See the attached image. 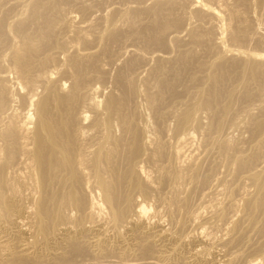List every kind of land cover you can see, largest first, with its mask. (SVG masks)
Instances as JSON below:
<instances>
[{
    "label": "bare ground",
    "instance_id": "bare-ground-1",
    "mask_svg": "<svg viewBox=\"0 0 264 264\" xmlns=\"http://www.w3.org/2000/svg\"><path fill=\"white\" fill-rule=\"evenodd\" d=\"M11 1L13 2L12 4H10ZM59 1L33 0L21 3L18 0H0V264H107L112 262L113 258H117L115 264H173L174 260L182 259V256L180 257V251L185 248L188 242L191 249L188 252L186 251L187 255L182 259L184 264H233L236 260V262L238 260L240 262V258L242 259L246 255V250L240 249L242 247L241 244L246 241L243 240V237L247 235L245 234V231H247L245 229L257 228L259 222L262 221V217L259 220L260 215L264 214V136H261L264 131V105L259 104L260 107L258 109L261 112L258 115H256L257 113L252 114V109L250 110L248 108V103L254 100L255 97L260 99L258 96L264 89V60L262 56L255 53L256 55L254 54L253 58H248V56V59H244V57L243 59H227L226 52L222 50H218L217 52L216 47H214L216 55L215 53L212 54V52H209L212 54V57L215 55V58H212L213 60L209 59L211 61L209 63L202 60L204 58L200 59L202 56L197 57L196 52L193 53L194 49L186 52L180 51L181 53L177 51L176 54L179 55L175 59L172 58L173 62L169 61V58L156 55L157 64L147 69L146 76L141 82H139V78L137 77L139 73H135L136 75H134V72L138 68H141L142 58L140 56L143 54H139V57L134 56L131 60L129 56V61L127 60V63L125 62L124 64L123 60V67L121 66L122 68H119L116 71L117 73L115 72L116 75H113V80L111 79V82L113 81L111 84V86L113 85V89L110 88L112 91L104 96L101 94L103 98L99 101L100 97L96 98V96L97 94L101 96L97 91V88L100 90V86L96 88V85L93 83H97V86L99 83V85H102L104 79H106L105 76H109L106 75L104 70H101L102 67L100 64L103 63L101 62L103 57L109 58L108 54L110 50L113 51V44L111 43L114 42L116 45V42L121 38L131 36L137 40L136 42L140 41L144 45V48H164L166 45L164 32L169 28L172 31L171 29H174L176 26L178 27L183 16L178 17L175 13L176 10L180 11L181 5L183 4L177 3L174 0H160L155 3V6L153 5L154 3L152 4L153 8L147 6L149 9H146V7H143V11H140L141 9L136 11L137 7H134L135 11H132L133 9H130V11L129 8L128 10L125 8L127 12L121 16L123 22L125 21L132 26L143 16L150 18V21H147L148 23L145 22V25L141 27L137 26L140 23H137V25L135 23V28L136 26L139 28L133 30L134 26L133 28L131 27L132 29L129 27L133 30L130 33V30L127 31V26L125 27L126 32H119L121 28L120 24L117 25L118 27L116 29L115 17H113V21L110 15L112 20L108 21L110 18L107 19V25L103 33L93 35L94 33H90L91 29H93L92 27L87 24L82 25L86 22V17L91 15L87 11L89 8H84L85 6L83 4L78 6V2L76 7L81 17L79 19H82V21L80 23L77 22L76 25L69 26L70 24L64 23V20H62L63 17H60ZM196 1L198 2V0ZM236 1L237 5L238 3H241V5L242 3L246 4V0ZM8 3L11 7L7 5ZM189 3L194 5L195 0H191ZM208 3L210 4L212 2L206 1V5ZM199 5H202V3ZM206 5L201 8V12L205 10L209 17L207 15L205 16L204 13L203 16L209 19L210 16L213 18L218 17L219 12L217 13V7L213 8ZM5 6H9L10 8H7V10ZM17 6L21 10L14 14L15 10L13 12V9ZM238 6L240 7V5ZM150 7L152 6L150 5ZM239 7L231 10V13H229L230 15L228 17L231 20L233 18L240 19L241 12L239 13L238 11ZM116 9H119V7ZM192 15L194 16V13ZM104 17L102 16L101 18ZM201 18L202 21L205 19L203 17ZM8 20L11 21L8 22ZM101 22H103V19ZM234 23L236 24L238 22ZM240 23L239 20V26L236 25L234 30H229L231 31V38L229 39L233 43H244L243 40L247 37V28L240 25ZM197 25H199V22ZM61 26L63 28L65 27V30L68 29V31L73 33L69 40L72 46H83L82 52L88 49L86 47H89L91 40L87 34L90 33L96 37H94L95 41L103 42L101 51L86 53L84 51V53H78L75 49V52L72 49L74 53L71 51L72 54H68V35L66 37L67 41L65 42L63 39L64 36H62L65 30ZM60 27L64 32L61 35L63 38L60 36L63 40L59 41L56 37L59 33L56 34V30L59 29L58 31L60 32ZM187 27L189 26L187 25ZM193 28L195 29L194 26ZM208 28L210 29V26ZM215 29L212 30L215 31ZM191 30H188L190 33L187 31L191 37L190 45L195 48H201L207 53L212 44L208 47L207 44L209 41L208 43L203 41L202 34L196 32L197 29L195 31ZM87 31L88 33L86 34ZM180 31L182 32V30ZM217 31L216 34L219 33ZM262 31L263 33H261L264 36V29ZM100 32L96 33L98 34ZM175 32L172 33L174 34ZM207 33L206 35H208ZM223 33L221 31V34ZM221 34L216 36H220ZM225 34L228 37L229 33ZM169 36L166 38H170ZM174 37L175 39L178 38L177 36ZM206 38L209 37L207 36ZM209 40L212 39L209 38ZM122 42L124 41L122 40ZM222 44H219L218 48ZM234 46L236 47V45ZM204 51L202 53L206 55ZM169 53L167 51L165 54ZM58 54L65 56L63 63L59 61L61 59H58L59 57L61 58L60 55L57 58L56 55ZM131 54L134 55L135 52ZM204 57L207 58V56ZM144 59L142 62H144ZM104 60L107 59L104 58ZM145 63L144 66L146 68L147 65ZM8 72L12 74V79L10 78L11 75L8 77ZM204 72L206 74L200 76ZM234 76L237 77L233 79ZM238 77L240 78L238 82L240 80L242 81V88L240 86L241 83L239 84L241 88L240 92H237L238 88L233 87L237 81H234L235 84L232 85V80H237ZM251 85L255 86V91L254 89L253 91H251L252 89L250 90ZM178 87L183 88L185 91L193 90L196 93L190 94L189 91L190 96L195 97L194 101L185 104L184 107L179 103L177 105L183 108L181 107L182 109L180 111H174L172 105L175 103L176 98L180 99L181 95L178 97V94L183 90L180 88V91H177ZM104 92L107 91L104 90ZM184 94L182 92V96H185ZM186 98L188 99V97ZM190 99L192 100V98ZM255 101L257 103V100ZM141 102H143L146 110H148L147 112H150V116L154 119L153 125H156V131H160L162 127L161 123L165 120V117L173 114L172 117L174 118L172 119L175 122L172 133L175 142L173 147L170 148V154L167 150L169 146L155 137L153 132L149 134L147 131L148 127L144 123V113L139 106ZM237 102L239 103V107L235 108L234 104ZM243 104H246L248 109L242 107ZM17 105H19L18 109L23 112L21 117L19 116L21 114L16 112ZM177 107H175V110ZM201 111L208 114L206 116H208L209 120L206 119L209 121V125L206 130L202 127V123L200 124V117L202 115H200V119L197 116ZM239 115L247 119L246 134L249 133L253 144L251 148L249 147L250 150L239 148V141L237 144L229 138L223 137L224 135L222 137L220 135V131H223L226 125L229 127L228 124H231V128L238 127L237 123H234L233 120ZM168 120L171 122V119ZM166 121L165 123L168 124L169 122L167 123ZM201 132H206L204 133V135L206 134L205 144L208 147L212 146V149L214 148L218 160L226 166L227 175L222 177L218 175L219 177L214 181V183L216 182L215 188L219 187L220 189L222 187L220 191L226 197L224 199L226 200L224 202L226 204L219 206L218 204L220 203L214 204L215 201L211 202L213 195L209 200L210 203H205L203 198V202H201L199 196H197L199 199L198 202L200 201V207L198 206L199 208L191 212V209H189L191 195L196 193V190L198 192L200 186L202 189V187L204 188L206 185H209L212 181L210 177L215 175L214 167L208 169V173L201 172L202 166L205 165L204 161L210 156L212 150H206L207 148L203 146L205 148V150L202 148L203 154L205 153L204 156H191L190 159L188 158L189 161L184 168H181L177 161L179 162V158L182 155L179 150L181 146L192 141L194 135H199ZM246 137L247 141H250L248 136ZM209 144L211 145L209 146ZM193 148L196 149L195 147ZM197 154L200 155L199 151ZM180 159L184 160V157ZM143 162L147 164L146 166L148 168L153 169L155 182L149 180L147 173L151 170L146 172L145 169L147 167L144 169L145 166L143 167L141 164ZM163 162L170 164H168L169 166H165ZM219 166L222 167L221 164ZM222 168L226 171L224 167ZM200 173L205 175L201 176ZM229 176V180L232 178L234 180L244 179L253 187L252 189L248 185L249 191H251L250 189L253 190L249 192L247 188L244 190L243 187L245 186L242 185L241 189L244 192L239 194L240 199L238 197L242 202L240 204L242 218L241 215L240 218L246 223V228L242 226L243 223L240 224L238 222L239 219L237 221L231 220L228 217L231 216L230 213L226 211L228 207L236 208L237 203L234 201V196L237 195H233V193L234 190L240 189L231 188V182H229L231 186H228L227 177ZM167 182L173 184L171 188L172 192L170 194L168 193V198L163 200L167 212L168 227L162 226L161 221L157 220L159 217L156 219V225L151 227L148 224L150 221L147 223L146 218H144L148 209L147 201L155 194L156 187L160 184L165 187L164 185ZM184 182L190 185L186 195L182 193L183 191L179 187ZM155 184L159 185L155 186ZM238 184L237 187H240V183ZM211 185L213 188L214 184L211 183ZM178 187L181 190L179 192L185 196H178ZM205 195L202 193V196H200L205 197ZM220 195L218 196L221 197L222 195ZM137 196L141 197L142 202H136L135 198ZM157 206L156 203L154 207L156 208ZM237 206H239V203ZM201 207L210 214L207 217L208 219L202 220L204 217L202 218V215L198 212ZM229 210L231 212V209ZM185 219L188 221L186 222ZM263 222L262 224H264ZM188 223H195L196 226L191 231L185 232L186 234L182 233L183 235H179L178 231L183 230ZM227 224L230 227H227ZM122 230L124 233H122ZM184 230L186 231L187 229ZM213 230L216 232L217 230L222 231V235L219 238L217 236L218 234L211 235ZM255 230L256 234L260 232L257 233V229ZM258 230L260 229L258 228ZM108 232L114 233L117 239L116 245L108 244L111 242H108L111 238V236L110 238L108 237L109 235L107 236ZM204 237L208 238L209 245L203 239ZM261 243H263L262 240ZM261 243L258 245L260 246ZM222 246L227 248L235 246L236 248L239 247L240 250H234L230 254L225 251L226 253L221 258L219 257L220 260L217 261L215 260L217 256L216 249ZM259 249L252 248V251L254 250L255 254L259 255L262 252L258 251ZM129 252H131L130 255ZM251 253L248 255L252 256ZM210 255L213 258L211 261L208 260V256ZM260 259L264 261V253L261 254ZM182 260L179 261L181 262ZM255 262L257 261L254 258L246 262V264H255Z\"/></svg>",
    "mask_w": 264,
    "mask_h": 264
},
{
    "label": "rangeland",
    "instance_id": "rangeland-1",
    "mask_svg": "<svg viewBox=\"0 0 264 264\" xmlns=\"http://www.w3.org/2000/svg\"><path fill=\"white\" fill-rule=\"evenodd\" d=\"M19 2H21V3H24V2H30V1H33V0H18ZM133 3H132V2ZM138 1H140V2H138ZM144 1L145 0H63V8H62V6H61V3H62V0H60L59 1V4H60V8H59V14H60V17H63L62 18V20H64L63 22L64 23H66V24H70L69 26H71V25H76L77 24V22L78 23H80L81 21H82V19H79V18H81L80 17V15L78 14L79 12H78V9H77V7H76V5H77V3H78V6L79 5H84L83 7L84 8H89V9H91L90 10V12H89V9L87 10L88 11V13H91V15H88V13H87V17H86V22L85 23H83L82 25H89L90 27H92L94 30H96V31H94L93 29H91V31H90V33H94L93 35H99V34H101V33H103V30H104V28H105V26L107 25V23H106V21H107V19L108 18H110L111 16H112V19H113V17H115V20H116V25H115V27H116V29H117V25H119L120 24V31L119 32H126V28L128 29L127 31H129V33L131 32V31H133V30H135L136 28H139V27H137V26H142V25H145V22L146 23H148L150 20V18H147L146 16H143V17H141V18H139L138 19V21L137 20H135V21H137V23H140V24H138L137 25V23H136V28H135V23H134V25H129V23H127V22H123V20L121 19V16L125 13V12H127V10H128V8H129V10L131 9H133L132 11H135V8L134 7H137V9H136V11H138V10H140V11H143V7H146V9L149 7V8H153V5L155 6L156 4V2L157 1H160V0H154V1H152V0H148V2H147V0H146V2L144 3ZM174 1H176L177 3H181V4H183V5H181V8H180V11L179 10H176V16L178 15V17H180V16H185L184 17V19H182L183 17H181V22H183V23H181L180 22V24L178 25V27L176 26V27H174V29H171L172 31H170V28L169 29H167V31H168V33H167V31H165L164 32V37H165V51H164V48H159V47H151V49H150V47H146V48H144V45L139 41V42H136L137 40H135V39H133V37H131V36H126L127 38H129V39H127L126 37H123V41L124 42H122V40L120 39V40H118L117 42H116V45H115V43L113 42V43H111V44H113L112 45V47H110L111 46V44H110V48H112L113 49V51L112 50H110V53L108 54V56H109V58H107V57H103V59L101 60V62H103V63H101L100 64V66L102 67L101 68V70H104V72L106 73V75H111L110 77L109 76H105V78L106 79H104V82H106L105 83V85H104V82H103V84L102 85H99L98 84V86H97V83L95 84V83H93L94 85H96L95 87L97 88V87H99V89L100 90H98V88H97V91L99 92V94L101 95H107V93L109 94V92L110 91H112L110 88H112L113 89V85L111 86V84H112V82H111V79L113 80V78H114V76L116 75V71H118L119 70V68L121 69L123 66H122V64H123V60H124V64H125V62L127 63V60L129 61V58H130V60L131 59H133L134 58V56L136 57H139V54L140 55H142V56H144V57H146L145 59H144V57H142V56H140V58H142V61H143V59H144V62H142L141 61V68H138L137 70H139V71H135L134 72V75H136L137 73H139V74H137V77L139 78V82H141L142 81V79H144L145 78V76H146V72H147V69H149V68H152V67H154L156 64H157V59H156V55H158V56H160V57H163V58H169L168 60L169 61H172L173 59H175V58H177L178 57V55L179 54H176L177 53V51H178V53H181V52H186V51H189L190 49H194L193 50V53H195L196 54V56L197 57H199V56H202V57H200V59H202V58H204V59H202V60H204V61H206V62H208L209 63V61L210 60H213L214 58H215V55H216V51L218 52V50H222V51H225L226 52V57H227V59H243V57H244V59L245 58H247L248 56V58H253L254 56V54L256 53L257 55L259 54L260 56H262V58H263V60H264V36L262 35V33H263V29H264V0L262 1H260V0H246V4H243L242 3V5H241V3H238V5H240V7L237 5V1L236 0H225V2H224V0H198V2L195 0V3H194V5H192V3H189V1L191 2V0H189V1H185V0H179V1H181V2H179L178 0H174ZM202 1V2H201ZM205 1V2H204ZM206 1L208 2H212V3H210V4H212V5H210L209 3L207 4L208 6H211V7H213V8H216V9H218V11H217V13H218V17H215V18H213V17H211L210 16V19L208 18L209 17V15L205 12V10H202V12H201V8H203V6L204 5H206ZM61 2V3H60ZM65 2V3H64ZM111 2V3H110ZM226 2H227V4H226ZM250 2V3H249ZM263 2V3H262ZM13 2L11 1L10 2V4H12ZM81 3V4H80ZM113 3V4H112ZM137 3V4H136ZM142 3H143V6H142ZM149 3H150V5L152 6V7H150V5H149ZM154 3V4H153ZM184 3H186V4H184ZM200 3H202V5H199ZM215 3V4H214ZM220 3V4H219ZM245 3V2H244ZM252 3V4H251ZM257 3V4H256ZM10 4L8 3L7 5H9L10 6ZM106 4V5H105ZM140 4V5H139ZM146 4V5H145ZM153 4V5H152ZM192 6H191V5ZM197 4V5H196ZM233 4V5H232ZM131 5V6H130ZM138 5H139V7H138ZM199 5V6H198ZM206 5V6H207ZM220 5V6H219ZM7 7V6H5L6 7V9L8 8H10V7ZM86 6H88V7H86ZM130 6V7H129ZM148 6V7H147ZM184 8H183V7ZM195 6H198V7H195ZM215 6V7H214ZM219 6V7H218ZM233 6H237V7H239V9H238V11H239V13L241 12V14H240V16H239V20H240V25H242V26H244L245 28H247L246 30V32L248 33V35H247V33H246V36L247 37H245V39L243 40V42L244 43H240V44H238V43H233V42H231L232 40H230L229 38H231L230 36H231V31L232 30H234L235 28H236V25L237 26H239V20L237 19V18H233V20H231L228 16L230 15L229 13H231V10H234V9H237V7H233ZM76 7V8H75ZM82 7V6H81ZM98 9H97V8ZM117 7H119V9H116ZM141 7V8H140ZM192 7H194V8H192ZM200 7V8H199ZM222 7V8H221ZM232 7V8H231ZM258 9H257V8ZM18 8V9H17ZM107 8V9H106ZM125 8L127 9V10H125ZM148 8V9H149ZM219 8H220V10H219ZM228 8H229V10H228ZM7 9V10H8ZM76 9H77V11H76ZM93 9V10H92ZM96 9V10H95ZM122 9V10H121ZM123 9H124V11H123ZM195 9V10H194ZM226 9H227V11H226ZM14 10H15V12H14ZM21 9H20V7H14V9H13V12H14V14L18 11H20ZM71 10V11H70ZM95 10V11H94ZM115 10H117V11H115ZM119 10V11H118ZM130 10V11H131ZM144 10H145V8H144ZM182 10H184V11H182ZM92 11V12H91ZM122 11V12H121ZM177 11H179V12H177ZM204 11V12H203ZM224 11V12H223ZM229 11V12H228ZM257 11V12H256ZM262 11V12H261ZM17 12V13H18ZM77 12V13H76ZM94 12V13H93ZM95 12H96V15H95ZM106 14H105V13ZM110 12H111V14H110ZM119 12H120V14H119ZM129 12V11H128ZM184 12V13H183ZM192 12V13H191ZM195 12H197V13H195ZM202 13V15H201V13ZM250 12V13H249ZM122 13V14H121ZM183 13V14H182ZM185 13H186V15H185ZM194 13V16L192 15ZM198 13H200V14H198ZM203 13H204V15L206 16H208L207 18L205 17V16H203ZM244 13H246V14H244ZM62 14V15H61ZM191 14V15H190ZM199 16H198V15ZM221 14V15H220ZM227 14V15H226ZM243 14V15H242ZM93 15V16H92ZM111 15V16H110ZM120 15V16H119ZM197 15V16H196ZM224 15V16H223ZM251 15V16H250ZM90 16V17H89ZM92 16V17H91ZM96 16H97V18H96ZM104 17V18H101V17ZM116 16H118V17H116ZM148 19H146V18ZM193 17V18H192ZM196 17H197V19H196ZM201 17H203V18H205V19H203V21L201 20L202 18ZM220 17V18H219ZM246 17V18H245ZM69 18V19H68ZM92 18V19H91ZM186 18V19H185ZM241 18H243V19H241ZM96 21H95V20ZM98 19H100L99 21H98ZM102 19H103V22H101L102 21ZM105 19V20H104ZM111 18L110 19H108V21L110 20H112ZM193 20V21H191V20ZM196 19V20H195ZM200 19V20H199ZM215 19H217L216 21H215ZM251 19V20H250ZM69 20V22H67ZM146 20V21H145ZM183 20V21H182ZM211 20V21H210ZM221 22H220V21ZM229 20V21H228ZM243 20H244V22H243ZM261 20V21H260ZM11 20H8V22H10ZM98 21V22H97ZM113 21H114V19H113ZM148 21V22H147ZM185 21V22H184ZM191 23H190V22ZM228 21V22H227ZM232 22V24H231V22ZM246 21V22H245ZM72 24H71V23ZM94 24H93V23ZM120 22V23H119ZM198 22H199V25H197L198 24ZM201 22H202V24H201ZM213 22H214V24H213ZM218 22V23H217ZM234 22H238V23H234ZM101 23H102V26H101ZM103 23H104V25H103ZM124 23V24H123ZM187 23V24H186ZM189 23H190V25H189ZM197 23V24H196ZM223 23V24H222ZM225 23V24H224ZM230 23V24H229ZM245 23H247V24H245ZM183 24V25H182ZM186 24V25H185ZM196 24V25H195ZM209 24V25H208ZM211 24V25H210ZM217 24V25H216ZM218 24H219V26H218ZM244 24V25H243ZM95 25V27H93ZM97 25H99V26H97ZM182 25V26H181ZM187 25L189 26V27H187ZM201 25V26H200ZM229 25V26H228ZM232 25V26H231ZM233 25H235V26H233ZM66 26V25H65ZM123 26V27H122ZM127 26V27H126ZM133 26H134V28H133ZM183 26H185V27H183ZM193 26L195 27V29L193 28ZM196 26H200L199 27V29H198V27H196ZM204 26V27H203ZM210 26V29L208 28ZM215 26H216V29H215ZM62 28H63V26H61ZM60 27V32L58 31L59 29H57L56 30V34H58V35H56V37H57V39L60 41V40H65V42L68 40V43H69V40H70V37H71V35L73 34L71 31H68V29H66L65 30V27L63 28L64 30H65V32H64V30H62V28ZM99 27V28H98ZM126 27V28H125ZM132 27L133 28V30H131L130 28ZM182 27V28H181ZM192 27V28H191ZM217 27H219L218 29H217ZM224 27V28H223ZM232 27V28H231ZM235 27V28H234ZM250 27V28H249ZM97 28V29H96ZM123 28V29H122ZM171 28H173V27H171ZM190 28V29H189ZM123 31H122V30ZM175 29H176V32H175ZM179 29V30H178ZM196 30V32H198V33H201L202 34V38H203V41H205V42H207L208 43V41H209V43L207 44L208 45V47H209V45H211L210 47H209V50H208V52L206 53L203 49H201V48H198V47H194V46H192V45H190L191 44V37H190V34H188V33H190L189 31L190 30ZM202 29V30H201ZM215 29V31H213V30ZM223 29V30H222ZM93 30V31H92ZM180 30H182V32L180 31ZM183 30H184V32H183ZM189 30V31H188ZM191 30V31H192ZM204 30V31H203ZM218 30V31H217ZM229 30H231V31H229ZM249 30V31H248ZM58 31V32H57ZM68 31V32H67ZM101 31V32H100ZM187 31H188V33H187ZM212 31V32H211ZM216 31L217 32H219V33H217L216 34ZM221 31H222V33L223 34H221ZM229 31V32H228ZM64 32V33H63ZM96 32H100V33H96ZM170 32V33H169ZM172 32H175L174 34L172 33ZM205 32V33H204ZM208 32V33H207ZM210 32V33H209ZM262 32V33H261ZM61 33V34H60ZM62 33H63V35H62ZM65 33H68V34H65ZM88 33V31L86 32V34ZM87 34V35H89L90 37H88L90 40H91V42H90V44H89V47H86V48H88V49H86V50H84L85 51V53L86 52H98V51H101V49H102V46H103V42H99V41H95V36H93L92 34ZM166 33V34H165ZM177 33V34H176ZM179 33V34H178ZM180 33H181V35H180ZM206 33L208 34V35H206ZM211 33H212V35H211ZM225 33H229L228 34V37H227V34H225ZM65 34V35H64ZM69 34H70V36H69ZM171 34V36H169ZM173 34V35H172ZM214 34V35H213ZM219 35V34H221L220 36H216V35ZM251 34V35H250ZM258 34V35H257ZM64 36V38L62 37V36ZM67 35H68V37H67ZM92 35V36H91ZM166 35V36H165ZM186 35V36H185ZM204 35V36H203ZM206 35V36H205ZM211 35V36H210ZM260 35V36H259ZM262 35V36H261ZM59 36V37H58ZM63 38V39H61V37ZM170 37V38H166V37ZM172 36H173V38H172ZM174 36H177L178 38L177 39H175V37ZM209 37L210 39H212V40H209V38H206V37ZM223 36V37H222ZM227 38H226V37ZM66 37H67V40H66ZM94 39H93V38ZM131 37V38H130ZM182 37V38H181ZM183 37H184V39H183ZM186 37V38H185ZM205 37V38H204ZM215 37H217L216 39H215ZM221 37V38H220ZM254 37V38H253ZM256 37V38H255ZM60 38V39H59ZM125 38V39H124ZM174 40H172V39ZM226 38V39H225ZM246 38H247V40H246ZM249 38V39H248ZM262 40H261V39ZM169 41H167V40ZM181 39V40H180ZM205 39V40H204ZM215 39V40H214ZM221 39V40H220ZM257 39V40H256ZM130 40H133V41H130ZM172 40V41H171ZM178 42H177V41ZM183 40V41H182ZM189 40V41H188ZM228 40H230V41H228ZM167 41V42H166ZM171 41V42H170ZM180 41H182L181 43H180ZM185 41V42H184ZM216 41V42H215ZM218 41V42H217ZM223 41V42H222ZM254 41V42H253ZM259 41V42H258ZM126 42V43H125ZM128 42H129V44H128ZM221 42V43H220ZM67 43V53L68 54H72V53H74L75 52V50H76V52H78V53H84V51L82 52V48H83V46H72L70 43L68 44ZM135 43V44H134ZM175 43V44H174ZM222 43H224V44H222ZM232 43V44H231ZM256 43H260V44H256ZM121 44V45H120ZM132 44V45H131ZM142 44V45H141ZM184 44V45H183ZM188 44V45H187ZM214 44V45H213ZM217 44V45H216ZM219 44H222L221 46H219V48H218V45ZM236 45V47L234 46V45ZM238 44V45H237ZM246 44V45H245ZM97 45V46H96ZM126 45V46H125ZM131 45V46H130ZM138 45H140V46H138ZM231 45V46H230ZM101 46V48H99ZM117 46H119V47H117ZM122 46V47H121ZM136 46V47H135ZM175 46V47H174ZM213 46V47H212ZM229 46V47H228ZM234 46V47H233ZM244 46V47H243ZM247 46V47H246ZM96 47V48H95ZM117 47V48H116ZM131 47V48H130ZM139 47V48H138ZM188 47H189V49H188ZM191 47H193V48H191ZM214 47H216V51H215V48ZM241 47H243V48H241ZM80 48H81V50H80ZM90 48V49H89ZM109 48V49H110ZM121 50H120V49ZM124 48H125V50H126V52H125V50H124ZM133 48V49H132ZM136 48V49H135ZM148 48V49H147ZM159 50H158V49ZM212 48V49H211ZM214 48V49H213ZM233 48H234V51H233ZM236 48V49H235ZM239 48V49H238ZM245 48V49H244ZM72 49H73V51H72ZM75 49V50H74ZM163 49V50H162ZM168 49V50H167ZM185 51H184V50ZM224 49V50H223ZM232 49V50H231ZM243 49V50H242ZM252 49V50H251ZM70 50V51H69ZM130 50H132V51H130ZM137 50H139V51H137ZM144 50V51H143ZM162 52H161V51ZM204 51L205 53H206V55H204V53H202V51ZM249 50V51H248ZM263 50V51H262ZM71 51H72V53H71ZM112 51V52H111ZM121 51V52H120ZM123 51H124V53H123ZM143 51V52H142ZM152 51H153V53H152ZM167 51H168V53H169V51H170V53L169 54H165V53H167ZM175 51V52H174ZM181 51V52H180ZM213 51H215V52H213ZM231 51V52H230ZM236 51V52H235ZM242 51V52H241ZM248 51V52H247ZM252 51V52H251ZM262 51V52H261ZM130 52V53H129ZM133 52V54H134V52H135V54L134 55H132L131 53ZM151 52V53H150ZM164 52V53H163ZM212 52V54H214L215 53V55H213L214 57H212V54H210V53ZM236 54H235V53ZM239 54H238V53ZM112 53V54H111ZM114 53V54H113ZM137 53V54H136ZM199 55H198V54ZM229 53V54H228ZM244 53V54H243ZM248 55H247V54ZM110 54H111V56H110ZM121 54V55H120ZM148 54V55H147ZM155 54V55H154ZM161 54V55H160ZM164 54V55H163ZM202 54V55H201ZM238 54V55H237ZM255 54V55H256ZM59 55L61 56V58L59 57ZM114 55V56H113ZM118 55H120L119 57H118ZM126 55V56H125ZM172 55H174V56H172ZM211 55V56H210ZM230 55V56H229ZM232 55H233V57H232ZM57 56V58L58 59H61V60H59V61H61L62 63L65 61V56L63 55V54H58V55H56ZM112 56H113V58H112ZM130 56V57H129ZM151 58H150V57ZM204 56H207V58L206 57H204ZM209 56V57H208ZM236 56V57H235ZM118 59H117V58ZM122 57V58H121ZM147 57H149V58H147ZM232 57V58H231ZM104 58L105 59H107L108 61H109V63H108V61L107 60H104ZM154 58H155V60H154ZM173 58V59H172ZM213 58V59H212ZM247 58V59H248ZM110 59V60H109ZM120 59V60H119ZM148 59H149V61H148ZM171 59V60H170ZM210 59V60H209ZM116 60H118V61H116V63H115V61ZM208 60V61H207ZM114 61V62H113ZM121 61V62H120ZM156 63H155V62ZM175 61V60H174ZM111 62H113V63H111ZM146 62V63H145ZM150 62V63H149ZM153 62V63H152ZM173 62V61H172ZM211 62V61H210ZM264 62V61H263ZM106 63H108V64H106ZM118 63H119V65H118ZM143 63V64H142ZM144 63L147 65L146 66V68H145V66H144ZM149 65H148V64ZM123 64V65H124ZM115 65V66H114ZM154 65V66H153ZM105 66V67H104ZM110 66V67H109ZM122 66V67H121ZM142 66H144V67H142ZM151 66V67H150ZM108 67V68H107ZM107 69V70H106ZM111 69V70H110ZM109 70V71H108ZM113 70V71H112ZM145 72H144V71ZM116 72V73H115ZM143 72V73H142ZM110 73V74H109ZM114 73V74H113ZM136 73V74H135ZM140 73H141V75H140ZM143 74V75H142ZM204 74H206V72H204V73H202V74H200V76H202V75H204ZM7 75H8V77L11 75V79H12V74L11 73H7ZM114 75V76H113ZM54 76H57V75H54ZM140 76V77H139ZM143 76V77H142ZM237 77V76H236ZM235 76L233 77V79L234 78H236ZM9 78V79H10ZM141 78V79H140ZM10 79V80H11ZM110 81H109V80ZM240 78L238 77L237 78V80L235 79V80H232V85H234L235 84V82L237 81L238 82V80H239ZM107 80V81H106ZM235 81V82H234ZM236 82V85H234L233 87H236V89L238 88V90H237V92H240L241 91V88H242V81L240 80L238 83ZM241 83V84H240ZM11 84V83H10ZM239 84H240V86H241V88H240V86H239ZM104 85V86H103ZM107 85V86H106ZM109 85V86H108ZM66 86V85H65ZM102 86V87H101ZM238 86V87H237ZM252 86V87H251ZM250 87V90L251 91H253V89L255 88V86L254 85H251ZM108 87H109V89H108ZM108 90H107V89ZM181 88V87H180ZM180 88L178 87L177 88V91H180ZM102 89V90H101ZM105 91H107V92H104V90ZM181 89H183V88H181ZM240 89V90H239ZM184 90V89H183ZM183 90H181L180 91V94H178V97L180 96V99L179 98H176L175 99V103L171 106L173 109H174V111H180V109H182L183 107H184V105L185 104H189V103H191V102H193L194 101V99H195V97H193V96H190V94L191 93H196L195 91H193V90H189L190 91V94H189V91H183ZM254 91H255V89H254ZM101 92V93H100ZM182 92H183V94L186 96V97H188V99L185 97V96H182ZM104 93V94H103ZM177 93H179V92H177ZM188 93V94H187ZM102 95L101 96H99L98 94H97V96H96V98H99V101H100V99L102 100ZM188 95V96H187ZM239 95V94H238ZM264 89L262 90V92H260V94H259V96H258V98H260V99H257V97H255L254 98V100H252L251 102H249L248 103V108L251 110V113L252 114H256V115H258V113L259 112H261V111H259V107H260V103H261V105L263 104L264 105ZM181 97H182V99H181ZM186 98V99H185ZM190 98H192V100L190 99ZM177 100V101H176ZM255 100H257V103H255L256 101ZM262 100V101H261ZM188 103H187V102ZM190 101V102H189ZM185 102V103H184ZM259 102V103H258ZM142 103V104H141ZM140 103V108H141V110L143 111V113H144V117H145V124H146V127H148L147 128V131L149 132V134H150V132H151V134H152V132H153V134H155L154 136L155 137H157L159 140H161V142L163 141V143H166V145L167 146H169V149L170 148H172L173 147V144H174V142H175V138H174V135H173V133H172V129H173V124H174V122H175V120H173L172 118H174V117H172V115L171 114H169L168 116H169V118H168V116H166L165 117V120H163L162 121V129L160 128V131H156V125L154 124L153 125V121H154V119L152 118V116H150V112H147L148 110H146V108H145V106H144V104H143V102H141ZM182 104V108L180 107V105H177V104ZM184 103V104H183ZM238 103V102H237ZM237 103H235L234 104V106H235V108H238L239 107V103L237 104ZM252 103H254V104H252ZM249 104H251V105H249ZM238 105V106H237ZM253 105V106H252ZM256 107H255V106ZM259 105V106H258ZM176 106H178L177 108H176V110H175V107ZM237 106V107H236ZM251 106V107H250ZM242 107H245V108H247L246 107V104L244 105L243 104V106ZM19 108V105H17V113H20L21 115H19L20 117L22 116V111L20 110V109H18ZM145 108V109H144ZM247 108V109H248ZM255 108V109H254ZM177 109H179V110H177ZM257 109H258V111H257ZM21 112H20V111ZM145 110V111H144ZM254 110H256V111H254ZM255 112V113H254ZM148 113V114H147ZM200 113V114H199ZM198 114H197V116H198V118L200 117V115H202L199 119L201 120H199L200 121V124L202 125V127H204V130H206V128L208 127V125H209V119H208V116H206V115H208L206 112H204L203 113V111H201V112H199ZM147 115H149V116H147ZM171 115V116H170ZM243 115V114H242ZM242 115H239L238 117H236L233 121H234V123L236 122L237 123V128H235V127H230V125L231 124H228L229 125V127L231 128H229V127H227V125L224 127V129H223V131H220V135H221V137L223 136V137H225V138H229L231 141H234L235 143H237L238 144V141L240 142L239 144H238V146H239V148H242V149H249L250 150V148L252 147V139L250 138V136H249V133L248 134H246V131H247V129H246V125H247V119H245V117H243ZM255 115V116H256ZM206 116V117H205ZM208 120H207V119ZM168 119H171V122H170V120H168ZM203 119V120H202ZM205 119H206V121H205ZM240 119V120H239ZM242 119V120H241ZM167 120V121H166ZM149 121H151V122H149ZM165 121L168 123V124H166L165 123ZM207 121H208V123H207ZM243 121V122H242ZM246 121V122H245ZM206 122V123H205ZM152 123V124H151ZM142 124V123H141ZM165 124V125H164ZM240 124V125H239ZM241 124H242V126H241ZM153 125V126H152ZM171 125V126H170ZM164 126H165V128H164ZM206 126V127H205ZM153 127V128H152ZM155 127V128H154ZM242 127V128H241ZM163 128H164V130H163ZM227 128V129H226ZM165 129H166V132H165ZM169 129V130H168ZM235 129H236V132H235ZM241 129V130H240ZM234 132H233V131ZM245 131V132H243V131ZM227 131V132H226ZM239 131V132H238ZM242 132V134H240L241 132ZM226 132V133H225ZM229 132H231V133H229ZM165 133H167V134H165ZM169 133V134H168ZM171 133V134H170ZM204 133H206V132H201V133H199V135L198 134H195L194 135V138L192 139V141H189L188 143H189V145H188V143H186L185 145H183V146H181V148L179 149L180 150V152H181V156H180V158H183L184 157V160H181L180 158H179V162L177 161V163H178V165L181 167V168H184V166L186 167L187 166V163H188V161H189V159H190V157L191 156H199V157H203L204 156V154H203V150H205V148H207L206 150H212V152H211V154H210V156L208 157L209 159L211 158V160L209 161V159L207 158L205 161H204V163H205V165H203L202 166V170H201V172L202 171H204L203 173H208L209 171H208V169H210V168H212V167H214V173H215V175L214 176H212V177H210V179L212 180H210L211 181V183L212 184H214L213 185V188H212V185H211V183H209V185H206V187H202V189L200 188H198V192H197V190L195 191L196 193H193V195H191V197H190V201H191V205L189 204V209H191V212H194L195 210H196V208H199L200 207V201L198 202V200L200 199L201 200V202H203V199H204V202L205 203H210V198L212 197V195H213V198H211V202H213V201H215L214 202V204H218V203H220V204H218L219 206L221 205V204H226V203H224V202H226V200H224V199H226V197L225 196H223L222 195V193H221V189H222V187L219 189V187H216L215 188V185H216V182L214 183V181H215V179L217 178V177H219L218 175H220V177H222V176H226L227 175V169L225 168L226 166L224 165V163H222L221 161H219L218 160V156L216 155V153H215V150H214V148L212 149V146H210L211 144H209V146L210 147H208V145H206L205 144V142H204V140L206 139V134L204 135ZM234 133V134H233ZM236 133V134H235ZM203 134V135H202ZM231 134V135H230ZM241 136H240V135ZM245 134V135H244ZM234 135V136H233ZM160 138H159V137ZM202 138H201V137ZM204 136H205V138H204ZM236 136V137H235ZM244 136V137H243ZM246 136H248V139H250V141L248 142L247 141V137ZM262 137L264 136V131H263V134L261 135ZM200 137V138H199ZM235 137V138H234ZM240 137V138H239ZM241 137H242V139H241ZM261 137V138H262ZM157 138H155V139H157ZM204 138V139H203ZM171 139V140H170ZM263 139H264V137H263ZM242 140V141H241ZM264 141V140H263ZM192 142H194V143H192ZM243 142V143H242ZM242 143V144H241ZM202 144V145H201ZM263 144H264V142H263ZM194 145V146H193ZM199 145V146H198ZM201 145V146H200ZM242 145V146H241ZM171 146V147H170ZM191 146V147H190ZM205 148H204V147ZM247 146H248V148H247ZM193 147H195L196 149H194ZM198 147V148H197ZM245 147V148H244ZM250 147V148H249ZM202 148H203V150H202ZM168 148H167V150H168V153L169 152H171V149L169 150ZM195 150V151H194ZM196 150H197V152H196ZM202 150V151H201ZM198 151H199V154L200 155H198L197 153H198ZM183 152V153H182ZM191 152V153H190ZM188 153H190V154H188ZM193 153H194V155H193ZM170 154V153H169ZM187 155H188V157H187ZM212 155V156H211ZM215 155V156H214ZM187 158V159H186ZM189 158V159H188ZM213 159V160H212ZM211 161H213V162H211ZM220 162V163H217V162ZM183 162V163H182ZM215 162H216V164H217V166H216V164H215ZM164 163V165L165 166H167L168 164H170V163H167V162H163ZM182 163V164H181ZM208 163V164H207ZM210 163H213V164H210ZM142 164V166L144 167V169L147 167V169H145L146 170V172H148L149 170H151L150 168H148V166H146L147 164H145L144 162L143 163H141ZM140 164V165H141ZM144 164V165H143ZM203 164V163H202ZM215 164V165H214ZM222 165V167H224V169L226 170V171H224L223 170V168L222 167H220L219 165ZM182 165V166H181ZM208 165H209V167H208ZM169 166V165H168ZM221 168H219V167ZM204 167V168H203ZM205 168H207V169H205ZM217 168H218V171L219 172H222V173H219L218 171H217ZM216 169V170H215ZM153 170V169H152ZM151 170V171H152ZM207 170V171H206ZM149 171L147 174H148V177H149V180L152 182H155V175H154V171ZM219 174H218V173ZM217 173V174H216ZM225 175H224V174ZM200 175L202 176L203 174L202 173H200ZM205 175V174H204ZM203 175V176H204ZM152 177V178H151ZM152 180H151V179ZM154 178V179H153ZM213 178V179H212ZM229 178H230V176L229 177H227V180H228V186L230 187L231 185V183H232V187L231 188H234V189H236V188H240V189H236V191L234 190V193H233V195H237V196H234V201H236V203H237V205H238V203H239V206H237L236 205V208L235 209H233V208H230V207H228V210H226L227 212H229L230 213V215L231 216H228L229 218H231V220H233V221H237L238 219L240 220H238V222H240V224L241 223H243V225L242 226H244L245 227V225H246V223H244L243 221V219H241L242 218V215H241V206H240V204H242V202H241V200H239L241 197L239 196V194H241V193H243L244 191H243V189L244 190H246V188H247V190L249 191V186L251 185L249 182V184L247 183V181L246 180H244V179H238V180H234L233 178L232 179H230L229 180ZM233 180H234V182H233ZM209 181V182H210ZM242 181V182H241ZM229 182H231V183H229ZM237 182V183H236ZM246 182V183H245ZM186 182H184V184L183 185H179V187L181 188V190L183 191L182 193L184 194L185 193V195L187 194V192H188V189H189V187H190V185L189 184H185ZM238 183H240V187H237L239 184ZM242 183H244V184H242ZM233 184H235V185H233ZM245 184H247V185H245ZM156 185H159V184H155V186ZM170 185H171V187H170ZM184 185H186V186H184ZM242 185H244L245 187H243V189H241L242 188ZM249 185V186H248ZM154 186V187H155ZM161 188H160V187ZM158 187H156L155 189V194L153 195V196H155V197H157V198H155V197H151L148 201H147V211H146V214H145V217L144 218H146V222L148 223L149 221V226H151V227H153V226H155L156 225V221L157 220H159V221H161L160 223L162 224V226L163 227H168V222H167V212H166V210H165V203H163V200L164 199H166V198H168V195L172 192V186H173V184H169V182H167V184H165L164 186L165 187H163L161 184L159 185ZM168 186V188H166ZM234 186V187H233ZM170 187V188H169ZM178 187V188H179ZM186 187V188H185ZM209 187H210V189H209ZM252 186H250V188H251ZM177 188V189H178ZM180 188H179V190H178V192L180 191L181 192V190H180ZM157 189H158V191H157ZM168 189V190H167ZM184 189V190H183ZM185 189H186V191H185ZM208 189V190H207ZM211 189H213V190H211ZM218 189H219V191H218ZM252 189H253V187H252ZM252 189H250L251 191H253ZM160 190V191H159ZM163 190H165V191H163ZM174 190V189H173ZM205 191V192H202V191ZM210 190H211V193H210V195L208 196V194H209V192H210ZM237 190H239V192H237ZM241 190V191H240ZM167 191V192H166ZM169 191V192H168ZM199 191H200V193H199ZM207 191V192H206ZM215 191V192H214ZM251 191H249V192H251ZM162 192V193H161ZM163 192H165V193H163ZM179 192V195L178 196H185V195H183L182 193H180ZM238 194H237V193ZM156 193H157V195H158V193H159V195L157 196L156 195ZM166 193H167V196H166ZM169 193V194H168ZM198 193V195H196ZM202 193H203V195H205V193H207L206 195H205V197H201L202 196ZM178 194V193H177ZM216 194V196H214ZM220 195L221 197H219L218 195ZM161 195V196H160ZM164 195V196H163ZM195 195V196H194ZM201 195V196H200ZM232 195V196H233ZM161 198H160V197ZM163 196V197H162ZM197 196H199V199H198V197ZM138 197V196H137ZM135 198L136 199V202H142L141 200V197H138V198ZM170 197V196H169ZM194 197V198H193ZM197 197V198H196ZM235 197H237V198H235ZM238 197H239V199H238ZM203 198V199H202ZM206 198V199H205ZM221 198V199H220ZM139 199H140V201H139ZM153 199V200H152ZM156 199V200H155ZM160 199V200H159ZM162 199V200H161ZM218 201H217V200ZM236 199V200H235ZM195 202H194V201ZM154 201V202H153ZM157 201V202H156ZM160 201V203H158ZM208 201V202H207ZM220 201V202H219ZM222 201V202H221ZM240 201V202H239ZM153 202V203H152ZM217 202V203H216ZM151 203V204H150ZM156 203H157V205L159 206H161V208H160V206H159V208H158V206L155 208L154 206H156ZM162 203V204H161ZM198 203V204H197ZM155 204V205H154ZM213 204V203H212ZM196 205V206H195ZM162 206H163V208H162ZM199 206V207H198ZM150 207V208H149ZM194 209H193V208ZM202 208V209H201ZM199 210L200 211H198L201 215H202V220H205V219H208L207 217H209L208 215H210V214H208L207 212H206V210L203 208V207H201ZM229 209H231V212H230V210ZM238 209V210H237ZM205 210V211H204ZM155 211H157V212H155ZM239 212L240 211V213H235V212ZM152 212V213H151ZM203 214H202V213ZM226 212V213H227ZM232 212H234V213H232ZM156 215H155V214ZM158 213V214H157ZM160 213V214H159ZM232 213V214H231ZM155 215V217H153V215ZM207 214V215H206ZM236 214H238V215H236ZM148 215H149V217H148ZM159 215V216H158ZM240 215H241V218H240ZM206 216V217H205ZM233 216V217H232ZM149 219H148V218ZM159 217V219H157ZM166 217V218H165ZM237 217V218H236ZM261 217H262V221H260L259 222V225L261 226H257V228H250V229H245V230H247V231H245V234H247V235H245L244 237H243V240H246V241H244L242 244H241V250H246V252H245V257L243 256L242 257V259L240 258V262H239V260H238V262H236L235 261V263H233V264H241L242 262H244L243 264H246V262H248V261H250V260H253L254 258L256 259V261L257 262H255V264H264V261H263V259L261 260L260 259V257H261V254H263L264 253V224H262V222H263V220H264V214H261L260 215V219L259 220H261ZM177 218V220H179V218L178 217H176ZM176 218H175V220H176ZM157 219V220H156ZM186 220V222L188 221L187 219H185ZM164 222V223H163ZM165 222H167V223H165ZM154 225H153V224ZM264 223V222H263ZM190 224H192V225H190ZM188 223V227L186 228H184V229H187L186 231L183 229V230H181V231H178V233H179V235H183L182 233H185V232H189V231H191V229H193L194 228V226H196V224L194 225L193 223ZM190 226V227H189ZM192 226V227H191ZM230 227V225L229 224H227V227ZM263 226V227H262ZM246 228V227H245ZM258 228L260 229V230H258ZM263 228V229H262ZM255 229H257V233L258 234H260V235H258V234H256V230ZM250 230V231H249ZM253 230V231H252ZM215 230H213V232H214ZM250 233H249V232ZM213 232H211L212 234L211 235H213V234H218L217 236H218V238H219V236L220 235H222V231H218L217 230V232L215 233H213ZM249 233V235H248V233ZM251 232H252V234H251ZM122 233H124L123 232V230H122ZM263 233V234H262ZM186 234V233H185ZM109 235V236H108ZM216 235H214L215 237H217ZM251 235V236H250ZM256 235H257V237H256ZM107 236L110 238V236H111V238L109 239V241L108 242H110V243H108L109 245H116L117 244V239L115 238V236H114V233L113 232H108L107 233ZM113 236V237H112ZM248 236H249V238H248ZM262 236H263V239H262ZM246 237V238H245ZM252 237V238H251ZM260 237H261V239H260ZM115 238V239H114ZM206 237H204L203 239L205 240V242L206 243H208L209 242V240H208V238H206ZM252 239V240H251ZM113 240V241H112ZM247 240H248V242H247ZM251 240V241H250ZM261 240H262V242L263 243H261ZM253 241H255L254 243H252ZM114 242H116V243H114ZM251 242V243H250ZM248 243V244H247ZM259 243H261L262 244V246H261V244H260V246L258 245ZM247 244V245H246ZM208 245H209V243H208ZM249 245V246H248ZM255 245H257V246H255ZM187 246V247H186ZM186 246H185V248H183L181 251H180V257L183 259V257L185 256V255H187V252L191 249L190 247V244H189V242H188V244L186 243ZM244 246V247H243ZM245 246H247V248H248V250H247V248H245ZM225 246H222V247H219L218 249H216V254H217V256L215 257V260H220V258H221V256L223 255V254H225L226 252L228 253V254H230V252H234V250L235 251H237V250H240L239 249V247H235V246H230V247H225ZM254 248V249H256V248H258L259 249V247H260V249L258 250V251H262L261 253H259V255L258 254H255V251L253 250L252 251V248ZM263 247V248H262ZM189 248V249H188ZM262 248V249H261ZM219 249H220V251H219ZM227 249V250H226ZM251 249V250H250ZM232 250V251H231ZM187 251V252H186ZM226 251V252H225ZM229 251V252H228ZM184 252V253H183ZM224 252V253H223ZM252 252V253H251ZM220 253V254H219ZM249 253H251L252 254V256L251 255H248ZM131 254V252H129V255ZM183 254V255H182ZM128 255V256H129ZM128 256H127V258H128ZM252 258H251V257ZM255 256V257H254ZM257 256V257H256ZM220 257V258H219ZM246 258V259H245ZM110 259H112V258H110ZM110 259H108L109 261H112V262H110V263H107V264H115V260H117V258H113L112 260H110ZM182 259H179V260H182ZM213 258H212V256L210 255V256H208V260L209 261H211ZM179 260H174L173 262V264H180V263H183L184 264V262H183V260L180 262ZM241 260H242V262H241ZM246 261V262H245ZM180 262V263H179Z\"/></svg>",
    "mask_w": 264,
    "mask_h": 264
}]
</instances>
